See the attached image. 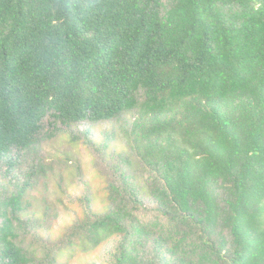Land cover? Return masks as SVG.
I'll return each instance as SVG.
<instances>
[{
  "label": "trees",
  "instance_id": "16d2710c",
  "mask_svg": "<svg viewBox=\"0 0 264 264\" xmlns=\"http://www.w3.org/2000/svg\"><path fill=\"white\" fill-rule=\"evenodd\" d=\"M83 123L86 192L35 207L16 172ZM0 164V264H264V0H0Z\"/></svg>",
  "mask_w": 264,
  "mask_h": 264
},
{
  "label": "rangeland",
  "instance_id": "374dc122",
  "mask_svg": "<svg viewBox=\"0 0 264 264\" xmlns=\"http://www.w3.org/2000/svg\"><path fill=\"white\" fill-rule=\"evenodd\" d=\"M166 6H169L170 0H162ZM58 131L54 130V126L46 124V141H44L38 152H33L28 155L27 160L20 166V169L16 172L15 181L19 180L21 183L30 173L32 167L39 165L49 166L51 173H48L46 178L39 176L38 189L35 192H31L33 198L31 203L36 207L39 204L34 202V197H38L39 202L42 201L41 195L43 194L47 201L51 204L61 206L64 211L66 207H70L71 203L77 199L78 196H82L86 192L85 184L91 180L92 171L94 165V157L91 149H86L83 146L78 148L72 143V136L78 140V144L82 145L90 138H95L97 142L105 139V137L111 132V126L107 124H78L77 126L66 128L58 126ZM124 152V143L120 140L112 143L109 150V157L113 156V159H108L106 163H102L103 174L111 175V169L118 164V158L116 154ZM96 159V158H95ZM13 176V172L10 171L8 166L0 164V180H8V174ZM95 175V174H94ZM98 177L95 176V186L101 184L98 182ZM38 190L40 195H38ZM64 192L65 196L60 193ZM58 198L63 199V205L59 204ZM32 206V208L34 207ZM63 221L61 218L54 223L55 228ZM113 241L105 245L103 248L93 252L90 256L79 257L80 262H88L92 260V256L96 253L101 260L93 259L89 264H101V261L108 259V253L111 251ZM91 257V258H90ZM74 261V263H76Z\"/></svg>",
  "mask_w": 264,
  "mask_h": 264
}]
</instances>
